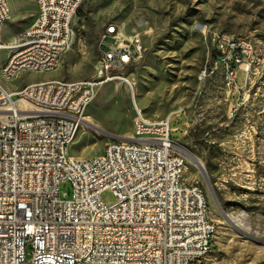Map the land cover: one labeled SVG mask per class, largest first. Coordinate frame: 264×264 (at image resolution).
Segmentation results:
<instances>
[{
    "label": "built area",
    "instance_id": "obj_1",
    "mask_svg": "<svg viewBox=\"0 0 264 264\" xmlns=\"http://www.w3.org/2000/svg\"><path fill=\"white\" fill-rule=\"evenodd\" d=\"M31 22L3 39L11 22L0 0V264H211L216 223L200 184L184 178L185 153L172 136L171 113L157 120L136 115L131 134L108 140L93 156L69 147L83 125L97 88L141 55L139 37L126 38L114 24L98 45L95 73L82 80L55 78L7 87L25 72H44L71 49L74 19L84 0H30ZM216 51L200 78L220 71L229 92L238 91L264 64L247 38L213 32ZM18 48L17 56L7 49ZM69 183L70 191H62ZM115 202L106 205L101 192ZM213 259V257H212Z\"/></svg>",
    "mask_w": 264,
    "mask_h": 264
},
{
    "label": "rangeland",
    "instance_id": "obj_2",
    "mask_svg": "<svg viewBox=\"0 0 264 264\" xmlns=\"http://www.w3.org/2000/svg\"><path fill=\"white\" fill-rule=\"evenodd\" d=\"M7 1L5 41L35 12L30 0ZM81 11L58 68L25 72L4 84L87 79L95 73L98 45L108 50L113 40L100 38L106 25H116L126 38L139 37L141 55L118 71L122 79L97 88L70 154L97 155L108 140L128 137L139 113L148 120L171 113L172 136L185 153L184 178L201 185L216 223L211 264H264V64L251 66L246 84V72L237 70L238 91H228L219 70L200 78L216 53L213 32L250 39L255 62H263L264 0H84ZM60 189L69 192V183ZM101 198L106 205L116 200L110 189Z\"/></svg>",
    "mask_w": 264,
    "mask_h": 264
},
{
    "label": "bare ground",
    "instance_id": "obj_3",
    "mask_svg": "<svg viewBox=\"0 0 264 264\" xmlns=\"http://www.w3.org/2000/svg\"><path fill=\"white\" fill-rule=\"evenodd\" d=\"M5 2H8V1L5 0ZM4 25L5 24H2V29H3ZM12 43H19V36H13ZM249 47L253 48L250 40H249ZM17 55H18V48L7 49V56H17ZM61 61H62V58H57V60H55L53 63V67H49L47 70H44V71L54 70L55 68L60 66ZM251 66L252 65H248V73L250 71ZM7 70H8V60H1L0 61V73H5ZM42 82H44V83H55V79L43 80ZM94 127H96V126H94ZM133 129H136V125H133ZM122 138H125V137H122ZM194 160H195V163L197 164L198 168L200 169V171L203 172V168H202V165L200 164V162L197 161L196 159H194Z\"/></svg>",
    "mask_w": 264,
    "mask_h": 264
},
{
    "label": "water",
    "instance_id": "obj_4",
    "mask_svg": "<svg viewBox=\"0 0 264 264\" xmlns=\"http://www.w3.org/2000/svg\"><path fill=\"white\" fill-rule=\"evenodd\" d=\"M197 161H199V160H197ZM199 162H200V161H199ZM200 164H201V162H200ZM201 165H202V164H201ZM202 168H203V171H204V172H202L203 177H204L205 181H206L207 184H208V187H209V189H210V191H211V194H212L213 199L216 201L217 206L219 207V210H220L221 213H222L223 210H221V206H220V204H219V202H218V200H217V198H216V195H215V193H214V191H213V189H212V186H211L210 181H209V179H208L207 173H206V171H205V169H204L203 166H202Z\"/></svg>",
    "mask_w": 264,
    "mask_h": 264
},
{
    "label": "trees",
    "instance_id": "obj_5",
    "mask_svg": "<svg viewBox=\"0 0 264 264\" xmlns=\"http://www.w3.org/2000/svg\"><path fill=\"white\" fill-rule=\"evenodd\" d=\"M77 14H79V15H83L82 14V11H81V6L78 8V10H77ZM86 17V16H85Z\"/></svg>",
    "mask_w": 264,
    "mask_h": 264
},
{
    "label": "crops",
    "instance_id": "obj_6",
    "mask_svg": "<svg viewBox=\"0 0 264 264\" xmlns=\"http://www.w3.org/2000/svg\"><path fill=\"white\" fill-rule=\"evenodd\" d=\"M58 67H59V66H58ZM58 67H57V68H58ZM55 69H56V68H55ZM55 69H54V70H55Z\"/></svg>",
    "mask_w": 264,
    "mask_h": 264
}]
</instances>
